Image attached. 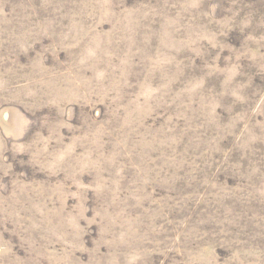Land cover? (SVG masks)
<instances>
[{
  "label": "rangeland",
  "instance_id": "obj_1",
  "mask_svg": "<svg viewBox=\"0 0 264 264\" xmlns=\"http://www.w3.org/2000/svg\"><path fill=\"white\" fill-rule=\"evenodd\" d=\"M0 264H264V0H0Z\"/></svg>",
  "mask_w": 264,
  "mask_h": 264
}]
</instances>
